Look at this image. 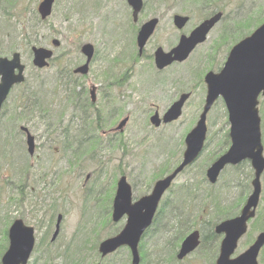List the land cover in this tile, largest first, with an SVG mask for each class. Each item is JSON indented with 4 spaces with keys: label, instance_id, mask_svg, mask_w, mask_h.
Here are the masks:
<instances>
[{
    "label": "rangeland",
    "instance_id": "374dc122",
    "mask_svg": "<svg viewBox=\"0 0 264 264\" xmlns=\"http://www.w3.org/2000/svg\"><path fill=\"white\" fill-rule=\"evenodd\" d=\"M87 1L57 0L52 15L40 23V0H0V55L18 51L26 65L25 83L13 88L0 116V252L9 226L20 218L36 231L28 264H131L126 247L105 256L99 251L100 243L121 231L126 222V217L113 222L111 216L117 181L126 177L134 202L150 194L154 183L182 161L185 137L204 105L205 74L218 72L232 46L264 21V0H215L212 5L196 0H144L138 23L133 22L126 0H100L103 10L108 9L105 14ZM211 11H222L223 18L206 41L186 60L158 70L154 50L159 46L170 50L181 34H189ZM175 13L189 16L182 30L173 24ZM153 17L159 18V24L144 53L138 55L137 25ZM53 38L60 41L59 47L51 46ZM84 43L95 47V55L89 73L76 76V84V79L65 75L84 63L80 52ZM33 45L54 50L48 67L33 65ZM65 64L69 73L60 70ZM72 83L84 84L88 98L89 85L98 86L95 104L84 114L77 108L85 105L67 100ZM188 92L190 98L177 120L159 127L150 123L155 111L162 115L181 93ZM259 110L264 146V96ZM67 125L74 134L69 152L61 147ZM90 125L101 127L93 132L88 130ZM21 126L34 136L33 155L28 153ZM207 127L201 156L175 179L162 200L189 210L184 213L201 234L207 233L209 221L216 220L215 228L239 214L252 192L253 179L250 164L243 162L227 166L214 185L207 181V168L228 148L229 122L222 99L209 112ZM91 139H96L95 146ZM261 183L256 217L264 207V173ZM60 215V231L52 240ZM252 230L251 222L235 253L245 251L261 231ZM149 232L140 243L145 252L143 258L140 251L141 264H215L218 252L213 258L201 247L179 261L175 255L181 242L174 248L170 236L157 229ZM259 264H264V249Z\"/></svg>",
    "mask_w": 264,
    "mask_h": 264
},
{
    "label": "water",
    "instance_id": "95a60500",
    "mask_svg": "<svg viewBox=\"0 0 264 264\" xmlns=\"http://www.w3.org/2000/svg\"><path fill=\"white\" fill-rule=\"evenodd\" d=\"M54 0H43L38 7L41 17L44 19L50 15ZM133 8L134 19L143 8V0H127ZM222 12L202 21L191 33L180 37L179 43L170 51L165 52L158 47L154 53L155 64L158 69H163L173 62L184 61L198 44L203 43L210 30L220 21ZM188 21L187 16L175 15L174 24L181 29ZM158 19L153 18L145 22L139 29L137 45L139 53L143 49L155 31ZM53 45L58 46L59 41L54 39ZM33 64L42 68L48 65V59L53 52L45 47H32ZM82 52L86 55V63L76 69V72L86 74L89 62L94 54L93 45H83ZM25 65L21 62L19 53H14L12 58L0 57V111L11 88L15 84L24 82ZM207 93L203 110L195 127L185 138L186 149L182 162L162 179L155 182L150 194L132 201V189L126 177H122L117 183V191L113 202V220L116 222L124 215L127 221L124 228L115 236L100 243L99 251L105 256L113 253L122 246L130 248L132 264H140L139 242L152 224L155 212L160 200L174 179L186 166L192 164L200 155L204 147L207 133V114L219 97L225 102L230 123L229 136L231 145L207 169L206 176L210 183L217 182L222 170L227 165H238L243 161H250L254 170L252 180V192L248 196L239 215L221 221L215 226V233L223 235L220 243L219 254L215 264H259L258 256L264 247V230L257 234L253 243L239 255L235 253L240 239L248 231V223L256 215L262 192L261 176L264 172V147L262 144L261 117L259 113V96H264V22L257 27L249 36L240 40L230 50L223 68L219 72L209 71L205 75ZM190 93H182L174 101L162 118L159 112H155L151 123L159 127L161 123H170L177 120L183 112V107L189 99ZM93 101L96 100L95 91L92 93ZM128 121L124 118L118 125L121 130ZM26 133V144L30 155L34 154V136L28 128L21 127ZM61 215L57 219L56 229L53 234L54 240L60 231ZM9 244L2 255L1 264H27L35 246V229L25 224L22 219H16L8 229ZM201 233L199 230L191 231L181 242L176 254L178 260L194 252L200 245Z\"/></svg>",
    "mask_w": 264,
    "mask_h": 264
},
{
    "label": "trees",
    "instance_id": "16d2710c",
    "mask_svg": "<svg viewBox=\"0 0 264 264\" xmlns=\"http://www.w3.org/2000/svg\"><path fill=\"white\" fill-rule=\"evenodd\" d=\"M214 1L215 0H196L197 3H201V2L204 3L205 2L206 5H210V4L212 5V3ZM210 7H208V9H210ZM202 12H204V11H202ZM212 13H214V11H211V13L208 12L206 15H204V17L209 16ZM237 25H238V23H237ZM245 35L246 34H242L241 37H243ZM68 68L69 67L67 66V64H65L60 70H67ZM66 72L69 73L68 70ZM70 82H71V80H70ZM73 89H75V88H73ZM73 89L67 94V100H68V102H71L73 104H77L75 99H78L79 100L78 104H83L85 106H82L80 108L78 107L77 110H78V112H81L82 114H84L85 111L90 108V106H93V104L87 105L86 103H81L80 100L82 99V95H84V94L81 92H77L75 94L74 92H72ZM25 110H26V112L28 111V113L32 112L31 110H27V109H25ZM87 127H88V130H91L94 132L96 129L100 128L101 125H100V127H95V126L93 127L92 125L87 126ZM70 130H71V127L68 125L62 129V135L63 136H62V141H61V147L65 150V152L71 151L72 146L74 147V144H73L74 134H71ZM77 131H79V130H77ZM225 138H226V144H228L229 140H228L227 134H226ZM90 141L95 146L96 139H94L93 141L91 139ZM75 148L78 149V147H75ZM74 154L75 153H73V155ZM184 212L189 213V210H187L185 207H181V204H170L169 200H165V201L161 202V205H160V207H159V209L155 215L154 222L152 224V228L150 229L151 232H153L154 229H157L158 232H161L164 229V231L161 233H164V235L170 236L169 243L172 245V247L176 248V246H178V244L184 239V237L187 235V233H189L195 226L194 224L191 223L192 221H190V218ZM262 212H264V207L262 208ZM262 212H261V210L258 211V215H257V217H255L256 219L254 218L251 221L252 222V228H253L252 231L264 229V216L262 215ZM215 221L213 220V221H209L210 223L208 222L209 228L207 227V233L202 234L201 244H200V247L204 248L206 253L209 252L211 254V257H213V258L215 257V255L217 254V252L219 250V243H220V236L216 235V233L214 231ZM174 224H176V227L174 226ZM202 233H203V231H202ZM6 237H7V232L5 234V243L3 245L4 249L2 250L3 252L7 248L6 247L7 246L6 245V241H7ZM143 249H144V247H143V245H141L140 251L142 253V257L144 258L145 252L143 251ZM2 251L0 252V254L2 253ZM174 253H175V249H174L173 254ZM0 264H1V262H0Z\"/></svg>",
    "mask_w": 264,
    "mask_h": 264
},
{
    "label": "flooded vegetation",
    "instance_id": "af4514ba",
    "mask_svg": "<svg viewBox=\"0 0 264 264\" xmlns=\"http://www.w3.org/2000/svg\"><path fill=\"white\" fill-rule=\"evenodd\" d=\"M43 0H40V2H42ZM56 2H57V0H54L53 1V4H52V12H51V14H50V16L52 15V13H53V10H54V6L56 5ZM126 2H127V0H126ZM87 4H89L90 5V7L91 8H93V9H98V11H99V13H103V14H105L106 13V11L108 10V9H106V10H103V4L101 3V1L100 0H88L87 1ZM128 4V3H127ZM95 6V7H94ZM128 6L130 7V9H131V12H130V14H131V17H132V20H133V22L134 23H138L139 22V16H140V14H141V12L143 11H141L140 12V14H139V16H138V19L137 20H135L134 19V16H133V9L131 8V6L128 4ZM100 8V9H99ZM175 14H177V13H175ZM174 14V15H175ZM174 15H173V17H174ZM147 21V20H146ZM145 22V21H144ZM144 22H142L141 24H139V25H137V29H139V27H141L140 25H142ZM50 44H51V42H50ZM59 44H60V41H59ZM83 45V44H82ZM81 45V46H82ZM45 47H47V46H45ZM94 47V46H93ZM48 48V47H47ZM12 55H13V53H11V54H8V55H0V57H8V58H11L12 57ZM82 65V64H81ZM81 65H79V66H81ZM78 67V66H77ZM76 67V68H77ZM75 68V69H76ZM75 69L74 70H72V72L70 73V74H68V75H65V77H67V78H69V79H76V76H86V75H83V74H80V73H75L74 71H75ZM89 70H90V65H89ZM75 83L76 84H78V81H77V79L75 80ZM75 83H72V84H70V86H71V90L73 89V88H75V89H73V91L72 92H74L75 94L77 93V92H81V93H83L84 95H82V99L80 100L81 101V103H86L87 105H90V104H95V102H93L92 101V99H91V96H92V93H94V91H96V95H97V91H98V86H96L94 83H92V84H90L89 86V88H88V91H89V95H90V98H88L87 96H86V88L84 87V84L81 86V85H76ZM77 87H78V89H77ZM205 87H207V84L205 83ZM206 90H207V88H206ZM76 100V103L78 104L79 102V100L78 99H75ZM93 102V103H92ZM77 104H75V105H77ZM94 127V126H93ZM95 127H100V125H96ZM99 129V128H98ZM228 138H229V133H228Z\"/></svg>",
    "mask_w": 264,
    "mask_h": 264
}]
</instances>
